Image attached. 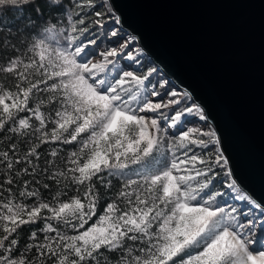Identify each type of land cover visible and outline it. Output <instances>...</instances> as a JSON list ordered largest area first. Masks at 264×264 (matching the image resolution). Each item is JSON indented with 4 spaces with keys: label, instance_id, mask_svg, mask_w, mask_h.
Masks as SVG:
<instances>
[{
    "label": "snow or ice",
    "instance_id": "obj_1",
    "mask_svg": "<svg viewBox=\"0 0 264 264\" xmlns=\"http://www.w3.org/2000/svg\"><path fill=\"white\" fill-rule=\"evenodd\" d=\"M29 2L0 0V8L22 10ZM46 2L50 8L64 7L61 0ZM74 7L95 4L75 0ZM94 23L103 27L100 19ZM47 25L44 21L42 27ZM32 27L30 20L16 29L0 26V72L15 74V90H0V133L23 137L21 143L28 145L21 155L10 137V146L0 150V166L7 170L0 172V264H264V244L252 236L255 221L218 201L224 192L213 194L221 168L227 188H239L216 147L221 143L216 131L210 125L184 126L188 114L208 120L199 105L189 104L190 95L151 90L167 87L153 85L152 71L116 67L113 75L109 66L123 58L126 45L117 42L119 47L97 53L89 50L95 39L77 43L88 32L83 18L71 25L62 50L43 39L32 41L40 34L30 32ZM5 32L17 34L26 56L16 37ZM8 51L17 54L8 56ZM94 56L99 57L95 62ZM64 153L61 168L51 171L54 158ZM114 178L120 190L97 215ZM236 199L260 208L264 217V206L246 194Z\"/></svg>",
    "mask_w": 264,
    "mask_h": 264
},
{
    "label": "water",
    "instance_id": "obj_2",
    "mask_svg": "<svg viewBox=\"0 0 264 264\" xmlns=\"http://www.w3.org/2000/svg\"><path fill=\"white\" fill-rule=\"evenodd\" d=\"M220 138L232 179L264 206V0H108Z\"/></svg>",
    "mask_w": 264,
    "mask_h": 264
},
{
    "label": "trees",
    "instance_id": "obj_3",
    "mask_svg": "<svg viewBox=\"0 0 264 264\" xmlns=\"http://www.w3.org/2000/svg\"><path fill=\"white\" fill-rule=\"evenodd\" d=\"M108 1V0H107ZM106 0H93L95 7L94 8H85L83 10L75 8V0H73V4L69 5L67 0H61V3L64 5L63 8H56L52 7L50 8L46 0H30L28 4H23L20 6L22 10H18L16 7H2L0 8V26H2L4 29H7L9 27L16 29L21 26V24L25 20H30L33 24V27L29 29L30 32L35 33L37 30H39V35L33 34L31 39L32 41L39 42L40 40H44L45 43L50 46L51 48L55 49H63L67 43V35H71V25L76 22L77 19L83 18L86 21V26L88 28L89 33H84L83 35H79L77 38V43L84 41L83 37H86L87 40L91 39L92 36L94 35L95 31L90 32L91 29L96 25L94 23L95 20L100 19L101 17H96L94 13L96 11H100L103 13V16L106 15L107 12L110 10V3L109 1L107 2ZM83 2V0H81ZM109 3V4H108ZM103 5V7H101ZM110 5V6H109ZM65 9H67L65 11ZM112 9V7H111ZM77 12L80 13L79 17L76 15ZM106 18H104L105 20ZM44 21L48 22L47 27H42ZM55 21V23L53 22ZM78 27H84V26H78ZM51 29V30H49ZM123 32L126 34V38L129 40V42L136 47V49H139V45L137 47L136 42L137 39L127 33L125 30ZM3 35H10L13 37H16V42L18 44V50L20 51L22 56L27 55V51L24 49V45L19 44V37H17V34L15 32L12 33H3ZM83 38V39H82ZM69 48L72 47V45L68 44L67 45ZM32 47L31 42H28L27 44V49L30 50ZM16 52L8 51L7 55L8 56H14L16 55ZM150 58V57H149ZM151 59V58H150ZM145 60L148 64L150 62L152 65V68H156L157 66L154 64V62L148 61L149 59L145 57ZM151 64H150V69H151ZM153 70V69H151ZM133 71L139 72L140 70L137 67H134ZM161 72V71H160ZM159 75V72H158ZM15 74H9V73H3L0 72V90L8 89L10 88L11 90H15L14 84H15ZM157 82H161L163 80L170 81V79L165 75V74H160L159 78H156ZM157 83V84H158ZM170 83L175 87L174 83L170 81ZM159 85V84H158ZM43 87V85H42ZM157 89V88H155ZM0 136L3 138L0 139V150H5L7 147L10 146L11 144V139H15L17 143V147L20 149V154L22 155L24 152V149L28 146L25 144H22L23 137H15L13 134L8 133L7 135L0 133ZM67 148H71L72 146H65ZM219 147V145L217 146ZM53 148L52 145H47L45 146V149L47 151H51ZM220 149V148H219ZM221 151V150H220ZM66 153L61 154L57 158H54V165L51 167V171H55L57 168H61L64 162ZM46 165L44 164V154L42 153L41 155V167H45ZM17 167H21L20 165H17ZM139 166L133 165L132 168H138ZM228 169V165L226 166ZM126 172H129V174L133 175V178H135L134 173H132L131 169L125 170ZM0 172H7L6 169H4L2 166H0ZM218 172L220 173L216 179L213 181V194L216 191L219 192H225L227 190L226 187V181L222 180V177L224 176V169H218ZM22 178L24 179H31V177L26 176L25 174H21ZM46 182V178L42 177L40 180L41 185ZM50 184L52 183L51 181H48ZM225 184V185H224ZM63 187V182L62 185ZM13 189L16 188V185L11 186ZM31 187V185H30ZM239 188V187H238ZM54 187L50 190H44L41 188L42 193L46 191H54ZM68 191V194L71 196L73 195V191L71 188L65 189ZM120 190V183L117 179L112 180V185H111V195L107 197H102L100 201V205L97 208V215H100L103 209L104 204L109 201V200H114L115 199V194ZM240 194H245L243 191L239 189V192H235L233 196L236 198ZM229 199V198H227ZM226 195L223 197H218L217 200L222 202L226 201ZM240 202L244 203V206L248 210H252L254 214L261 213L260 208H256L253 204H251L249 201H243L240 200ZM120 206L123 208L124 203L123 201L118 202ZM96 218L93 217V220ZM91 223V222H90ZM30 227V226H26ZM31 253H29L30 255Z\"/></svg>",
    "mask_w": 264,
    "mask_h": 264
},
{
    "label": "rangeland",
    "instance_id": "obj_4",
    "mask_svg": "<svg viewBox=\"0 0 264 264\" xmlns=\"http://www.w3.org/2000/svg\"><path fill=\"white\" fill-rule=\"evenodd\" d=\"M104 18H106V19L104 20ZM100 20L103 24V27H99L98 25H95L93 27V29L90 30L91 33H92V31H95V33H93L94 35L92 36L91 39L96 40V45H89L90 51H96L98 53L99 51L106 50L112 46L119 47V43H117V42H120V43H123L126 45V47L124 48L125 55L123 56V58L117 57L116 60L118 61V64L109 66L110 69H112L113 75H115L116 67H119V68L124 69V70H131V71H133L134 67H137L140 70L139 72H137V74L147 73L149 71H152V75L149 77V79L152 81L153 85L159 84V85H166L167 86L166 88L165 87H157V89L154 88L151 90L159 91L161 94H164L167 89H171V90L178 91L180 93H184V91L178 89L177 86L173 87V85L170 83L171 80L170 81L163 80L159 83L157 82L156 78H159V75L162 74L163 72L162 71L160 72V70H158V69L156 70V68L155 69L152 68L153 64H151L150 62H148V64H147L145 57H147L149 59L148 61H151V62H153V61L144 53V51L141 49L140 46H139L140 48L138 47V45H139L138 42H136V45L139 49H136V47L133 46L129 42V40L126 38V34L123 32V29L121 28V26L119 24L118 16L113 12L111 7H110L109 12H107L105 16H102L100 18ZM111 31H116L118 33L117 37H111V35H110ZM87 33H89V31ZM83 38H84V41H82V42L87 44L89 40H87L86 37H83ZM128 55L135 56V60H129L127 58ZM98 59H99L98 56L92 57V60L94 62ZM150 64H151V69H153V70H151L149 68ZM158 72H159V75H158ZM152 99L155 101V100H158L159 98L158 97H152ZM182 103H183V101H182ZM193 103L194 102L192 100L189 101V104H193ZM177 107H179V106H177ZM164 111L167 112L169 115L172 114L171 110L165 109ZM182 121H186V123H184L185 127L206 128L209 125L207 121L200 120L199 117L197 115H194V114L186 115L185 118H182ZM179 127L180 126L178 125V128ZM176 131H177V129H170V133H175ZM218 148H220V147H218ZM197 151H199V149H197ZM231 179H232V177H231ZM222 180L227 181V178L225 176H223ZM225 184L227 187V182ZM235 192H236L235 190L229 189V188H227V190L224 192L226 195V199L229 198L226 200L227 204L229 206L236 207L238 209V212L243 211L245 216H247V217H249L255 221V229L252 233V236H253L255 241L259 242V244H264V229H262L260 227V224L262 222H264V217H262L261 213L254 214L252 212V210H248L246 208V206H244V203L240 202V200H237L233 196V194ZM259 244L254 243L253 247H258Z\"/></svg>",
    "mask_w": 264,
    "mask_h": 264
}]
</instances>
